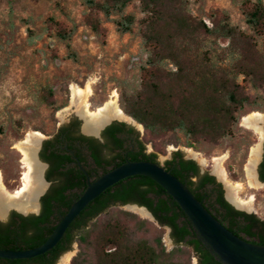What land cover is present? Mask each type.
<instances>
[{
    "label": "rangeland",
    "instance_id": "1",
    "mask_svg": "<svg viewBox=\"0 0 264 264\" xmlns=\"http://www.w3.org/2000/svg\"><path fill=\"white\" fill-rule=\"evenodd\" d=\"M257 1L264 4V0H182L185 13L207 27H211V16L226 14L229 24L251 37L255 50L262 54L264 28L260 34L254 33L244 16L246 8ZM88 2L0 0V172L6 189L12 194L17 190L14 185L23 176L21 173L26 172L25 158L19 146L28 135L49 134L63 119L80 115L72 86L85 88L90 83L89 110L92 112L112 100L114 95L123 111L122 96L140 90L141 67L145 66L150 54L142 38V20L146 14L140 0H131L121 13L109 17L92 9ZM125 16H131L133 23L129 32L121 33L116 23ZM96 22L98 32L91 28ZM61 33L68 34V37L63 39ZM202 44L213 64L222 67L234 64L236 58L226 50L227 39L209 36ZM160 68L175 70L168 61H163ZM236 82L251 103L236 114L237 123L232 134L217 142L192 141L179 131L153 136L126 114L129 119L121 121L144 134L146 144L152 146L159 162L177 149L185 158L193 157L198 163L202 162V170H215L225 186L242 183L244 188L239 197L243 200L255 197L253 208L247 210L264 220V188L250 187L246 172L252 150L261 144V139L257 132L243 124L245 117L264 114V85L255 88L251 77L244 75H238ZM48 90L52 97L48 96ZM45 100L51 101L52 105ZM211 158L212 166L206 167ZM219 158H224L225 177L217 171L216 159ZM115 223L118 224L116 233H123L125 243L146 242L156 248L160 239L167 254L164 256L166 260L197 264L193 251L182 245L176 247L170 240L169 230L149 214L120 206L108 208L89 222L83 232L76 233L71 249L56 264H65L67 255L71 257L68 264H72L74 258H77L74 264H97L104 239ZM107 250L112 249L108 247Z\"/></svg>",
    "mask_w": 264,
    "mask_h": 264
},
{
    "label": "trees",
    "instance_id": "2",
    "mask_svg": "<svg viewBox=\"0 0 264 264\" xmlns=\"http://www.w3.org/2000/svg\"><path fill=\"white\" fill-rule=\"evenodd\" d=\"M130 1L89 0L88 3L92 9L109 17L113 13H121ZM140 3L142 11L146 14V18L142 20L144 25L142 38L150 54L145 66L141 67L140 90L135 94L122 96L123 112L153 136L179 131L192 141L207 142H217L230 136L233 126L237 123L236 114L251 103L249 96L237 84L236 78L238 75L251 77L255 88L264 85V53H258L252 38L232 27L228 16L224 13L211 16V27H207L202 21L193 20L185 13L182 0H140ZM247 3L249 2L245 4ZM244 16L246 24L254 33L260 34L263 31L262 2L252 3L246 8ZM132 23L133 18L125 16L116 24L121 33H127L131 30ZM97 24V22L91 24V28L96 32H98ZM60 35L63 39L68 37L66 33ZM209 36L228 40L226 50L229 55L236 58L234 64L230 67H222L210 61L208 52L202 49L204 38ZM163 61L172 64L175 70L165 71L160 68ZM47 94L49 97L53 95L50 90ZM45 101L52 105L51 101ZM154 159L150 162L155 163ZM182 165L190 170L194 168V163L191 161ZM166 171L188 189L193 184L190 179L186 184L177 169ZM135 177L147 179L157 185L147 177ZM164 194L167 199L158 202L157 212L154 211L153 215L160 226L167 224L174 230L171 233L173 244L176 247L181 245L189 247L199 264H222L199 238L192 223L177 203L166 192ZM220 204L230 213L245 217L244 223L236 220L229 222L225 217L224 222L228 226L218 220L225 228L241 239L246 240L241 237L243 234L252 238L250 243L264 247V221L255 215H245L234 210L223 200H220ZM112 205L115 204L101 202L98 198L92 201L81 212L86 215L77 225V232H83L89 222ZM169 213L171 216H168ZM179 217L183 218L180 228L175 222ZM117 228L118 224L115 223L110 229L111 233L105 237L102 254L97 264H178L164 258L167 254L160 239L156 242V248L146 242L127 244L124 242L123 233H116ZM186 236L192 237V240L185 241ZM74 240L75 235H72L69 243H73ZM39 244L35 243V246ZM108 247L112 250L108 251ZM65 250L66 248L61 252ZM51 251L30 260L19 261L25 263L41 258L45 260V256ZM58 255L55 257L57 258ZM55 260L50 264H54ZM75 261L77 262V258L72 260V264Z\"/></svg>",
    "mask_w": 264,
    "mask_h": 264
},
{
    "label": "flooded vegetation",
    "instance_id": "3",
    "mask_svg": "<svg viewBox=\"0 0 264 264\" xmlns=\"http://www.w3.org/2000/svg\"><path fill=\"white\" fill-rule=\"evenodd\" d=\"M80 115L73 114L63 119L53 132L46 135L41 134L34 158L40 168L39 177L42 181L35 190L33 207L31 210L12 207L7 209L3 216L0 214V250L25 251L41 245L52 234L71 205L86 191L89 184L124 163L152 162L154 158L155 163L166 170L177 169L186 184L190 179L193 182L189 186L191 193L199 199L214 218L225 223L226 226L228 225L224 222L225 217L229 222L236 220L241 223H244L245 217L227 211L220 204V200L227 202L238 212L255 215L251 210L240 208L230 201L229 186H225L224 180L216 174L215 170L213 172L208 168L202 170L201 165L204 164L198 163L196 158H185L182 152L173 149L168 158L161 163L152 146L146 144L144 134H140V131L134 126L121 121L125 119H110L96 130L88 132L84 128L86 120L83 115H81L83 118ZM262 127L264 134V124ZM261 146L260 160L258 159L255 166V178H257V183L264 188V138L261 140ZM188 161L194 163V168L191 170L182 165ZM208 162L206 167L212 166V158ZM22 178L23 176L19 181L17 180L18 184L14 185V188L22 187ZM164 193L160 186L154 185L147 179L133 176V178L124 179L112 185L97 198L101 202L114 203L115 205L111 207L120 206L144 211L155 220L153 212H157L158 202L167 199ZM24 202L21 203L24 204ZM85 215L80 213L76 217L54 247L55 249L53 251L51 249V252L45 256V260L41 258L23 263L19 260L30 259L0 258V264H50L55 259L54 264H56L60 257L71 249L72 243L70 244L69 240L72 235L78 233L77 225L82 222ZM168 216H171V213ZM182 220V217L175 220L178 228L181 227ZM162 227L169 230V237L173 243L171 233L174 230L167 224ZM234 232L238 231L234 230ZM241 237L246 238L247 241L252 240L243 234ZM187 240H192V237L186 236L185 241ZM35 243L40 244L35 246ZM64 248L66 250L61 252ZM56 255H58L57 258ZM197 264H199L198 259Z\"/></svg>",
    "mask_w": 264,
    "mask_h": 264
},
{
    "label": "water",
    "instance_id": "4",
    "mask_svg": "<svg viewBox=\"0 0 264 264\" xmlns=\"http://www.w3.org/2000/svg\"><path fill=\"white\" fill-rule=\"evenodd\" d=\"M133 176L149 178L171 196L190 220L199 238L222 264H264V247L233 234L205 209L182 182L162 166L147 161L127 162L110 170L89 184L44 243L25 251L0 250V258L31 259L50 251L91 201L112 185Z\"/></svg>",
    "mask_w": 264,
    "mask_h": 264
},
{
    "label": "bare ground",
    "instance_id": "5",
    "mask_svg": "<svg viewBox=\"0 0 264 264\" xmlns=\"http://www.w3.org/2000/svg\"><path fill=\"white\" fill-rule=\"evenodd\" d=\"M72 92L74 95L75 105L79 109V114L83 115L86 120L84 128L88 132L96 130V128L113 118L126 120L129 119L120 108L118 99H116V95L113 96L112 100L108 101L103 106L92 112L90 111L91 109L89 110L91 104H89V98L92 96V86L90 85V83L85 88L74 85L72 86ZM243 122L244 126H246L248 129H252L257 132L260 135L261 140L264 138L262 130V126L264 124L263 113H254L253 115L245 117ZM40 138L41 134L31 133L28 135L26 141L19 146V149L21 150L25 158L24 164L26 172L23 174L22 187L20 189H17L14 194L6 189L3 182V174L0 172V214L2 216L7 211V209H10L12 207H16L21 210H31L33 207V197L35 194V190H37L38 185L42 181L40 180L41 177H39L40 168L36 164L34 158V152L40 142ZM260 146L261 144L253 148L250 159L246 166L248 183L252 188H257L258 186H260V184L257 183L258 181H256L257 178H255V166L257 165L261 153L260 148H262V146ZM223 161L224 158L216 159V167L218 173L221 176L225 177V170L222 166ZM243 188L244 186L242 183H231L228 187L229 200L235 203L240 208H246V210L252 209L255 197H252L250 200H243L242 198H240L239 193ZM23 201H25L24 204L21 203ZM70 258V255H67L64 258L65 264L69 263Z\"/></svg>",
    "mask_w": 264,
    "mask_h": 264
}]
</instances>
